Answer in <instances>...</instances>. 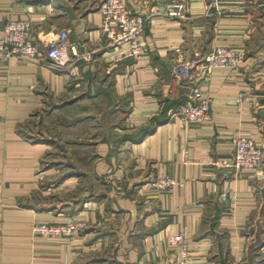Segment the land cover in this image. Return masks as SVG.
Here are the masks:
<instances>
[{
    "label": "crops",
    "instance_id": "crops-1",
    "mask_svg": "<svg viewBox=\"0 0 264 264\" xmlns=\"http://www.w3.org/2000/svg\"><path fill=\"white\" fill-rule=\"evenodd\" d=\"M104 1L0 0V38L8 21L29 20L43 43L67 29L81 53L75 73L43 54L0 62V264H179V235L186 264H264V167L229 166L235 135L264 149V0H218L221 17L212 0H183V20L164 15L171 0H124L146 20L149 53L121 61L128 47L101 34ZM217 47L246 60L203 74ZM180 63L192 80L177 78ZM193 87L211 98L210 119L184 126L174 112ZM41 110L64 115L34 129ZM157 173L184 186L155 189ZM70 221L73 238L33 231Z\"/></svg>",
    "mask_w": 264,
    "mask_h": 264
},
{
    "label": "built area",
    "instance_id": "built-area-1",
    "mask_svg": "<svg viewBox=\"0 0 264 264\" xmlns=\"http://www.w3.org/2000/svg\"><path fill=\"white\" fill-rule=\"evenodd\" d=\"M214 14L221 17L223 8L218 0L210 4ZM102 13V37L108 41V46H127L125 53L118 56V61L126 58L139 59L149 53V43L142 40L146 20L136 11L130 9L124 0H105L100 7ZM164 15L172 20L187 19L186 5L183 0H171L165 4ZM59 72L71 70L75 73V61L81 58L79 46L71 41L70 33L64 29L53 38L43 43L34 35L31 21L10 20L4 28V36L0 38V62L12 57L21 60L34 61L39 55ZM246 60V52L228 47L213 49L202 62L203 74H210L217 69L237 70ZM1 64V63H0ZM192 65L180 63L174 73L182 81L192 80ZM241 101V99L239 100ZM211 98L206 96L199 87H193L189 101L177 109L182 125L201 124L210 119ZM233 158L229 166L235 169L260 170L264 167V149L252 137L235 135L231 139ZM151 186L158 190H169L184 184L175 179L157 173L151 180ZM81 230L78 222L70 221L62 225L39 224L34 226V232L49 238H73ZM173 245L182 247V260L186 264L188 258L187 244L183 235L170 239Z\"/></svg>",
    "mask_w": 264,
    "mask_h": 264
},
{
    "label": "rangeland",
    "instance_id": "rangeland-1",
    "mask_svg": "<svg viewBox=\"0 0 264 264\" xmlns=\"http://www.w3.org/2000/svg\"><path fill=\"white\" fill-rule=\"evenodd\" d=\"M56 111V112H55ZM53 115H51V111L49 110H41V112H39L36 116H34L30 121L29 125H31L34 129H36V127L38 126V124L41 125V128H42V125L43 127L45 128V131L48 130L49 127H51L50 125H47V124H50L51 121V117L55 116H63L64 115V110H59L60 112H57V110H55ZM57 118H60V117H57ZM60 121H62L60 119ZM45 124V125H44ZM61 129V134H62V130H63V127L61 126L60 127ZM92 157H86V158H83V157H77V158H73V157H56V158H53V157H47L46 158V164L47 163H50L52 162V160H55V162L57 163H67V162H72V163H79V164H82V165H85V166H91L92 165Z\"/></svg>",
    "mask_w": 264,
    "mask_h": 264
},
{
    "label": "water",
    "instance_id": "water-1",
    "mask_svg": "<svg viewBox=\"0 0 264 264\" xmlns=\"http://www.w3.org/2000/svg\"><path fill=\"white\" fill-rule=\"evenodd\" d=\"M260 117L264 119V109L260 112Z\"/></svg>",
    "mask_w": 264,
    "mask_h": 264
},
{
    "label": "trees",
    "instance_id": "trees-1",
    "mask_svg": "<svg viewBox=\"0 0 264 264\" xmlns=\"http://www.w3.org/2000/svg\"><path fill=\"white\" fill-rule=\"evenodd\" d=\"M185 103V102H184Z\"/></svg>",
    "mask_w": 264,
    "mask_h": 264
}]
</instances>
